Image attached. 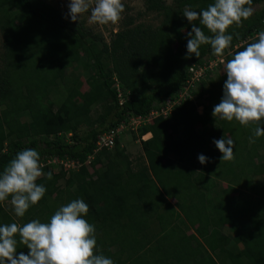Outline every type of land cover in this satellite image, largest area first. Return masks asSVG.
<instances>
[{"label": "trees", "instance_id": "16d2710c", "mask_svg": "<svg viewBox=\"0 0 264 264\" xmlns=\"http://www.w3.org/2000/svg\"><path fill=\"white\" fill-rule=\"evenodd\" d=\"M143 1L144 11L125 14L107 43L45 0H0V171L19 151L34 148L45 173L37 183L46 188L23 218L0 202V223L47 222L60 206L82 199L98 254L114 264H264V136L254 135L255 125L212 115L226 63L264 31V0H252L253 15L229 29L233 40L216 66L224 64L218 82L207 78L210 69L190 85L187 65L204 64L213 51L202 45L199 57L185 59L192 25L183 12L213 0ZM148 15L158 23L139 21ZM77 63L91 72L86 92L80 78L67 75ZM95 106L102 113L93 119ZM130 117L141 120L138 137L151 135L141 141V160L132 161L118 140L97 150V137ZM223 136L234 141L231 161H221L213 144ZM199 154L210 162L199 164ZM54 159L79 165L65 170L50 164ZM20 252L28 249L18 245Z\"/></svg>", "mask_w": 264, "mask_h": 264}, {"label": "clouds", "instance_id": "9594fccd", "mask_svg": "<svg viewBox=\"0 0 264 264\" xmlns=\"http://www.w3.org/2000/svg\"><path fill=\"white\" fill-rule=\"evenodd\" d=\"M251 3L213 0L200 11L186 8L183 17L192 28L187 34L185 59L199 57L202 45L222 55L233 40L229 29L253 15ZM67 9L70 22L80 21L87 14L88 23L96 26L117 25L125 12L124 0H68ZM224 73L227 79L222 99L213 107V117L244 127L255 125L254 135L264 136V31L258 33L256 42L228 60ZM213 144L222 154L221 161L234 159L232 139L223 136ZM197 160L201 165L210 162L203 154ZM42 167L38 151L26 148L0 171V202L10 203L15 217L23 218L45 196L44 184L37 183L45 175ZM46 175L52 179L50 172ZM88 211L85 201L74 199L60 206L47 222L0 223V264H114L111 258L98 254L95 226L85 218ZM18 245L26 247L28 253L17 254Z\"/></svg>", "mask_w": 264, "mask_h": 264}, {"label": "rangeland", "instance_id": "374dc122", "mask_svg": "<svg viewBox=\"0 0 264 264\" xmlns=\"http://www.w3.org/2000/svg\"><path fill=\"white\" fill-rule=\"evenodd\" d=\"M45 1L48 4H50L51 6L55 7L56 10L58 11V13L62 16V18L67 20L70 24L82 23L84 28L91 31V33L93 35L102 37L104 39V41L107 43H109L111 34L115 33L116 30L118 29L119 25H120V22L117 25H106V26L92 25V24L88 23L87 14L80 21L73 23V22H70L69 18H67V12H68L67 2H68V0H45ZM163 1L167 5L172 4V0H163ZM124 6H125V12L122 14V19L125 16V14H127V13H128V15H133L136 17L137 13L144 11V1L143 0H124ZM255 9H259V7H256ZM182 18L186 19L183 16H182ZM139 21L142 23H147V24L158 23V19H156V17L154 15L142 16L141 18H139ZM1 51H2V38L0 37V53H1ZM222 54L223 55L217 56L214 53H211V54H208L207 56H205V59H204L205 62L204 63L206 64V60L211 58L209 61L210 63L208 62L209 64L199 65L202 68V70L197 77L192 75V73H194L195 71L191 72V70H190V69L194 70L193 64H188L186 67V71L188 74L191 75L190 76L191 78L193 77V80L190 81L189 83L187 82V85H190L192 82H198L202 78L203 73H205L206 70H210L209 68L215 69V70L207 78H212L213 81L218 82V80H217L218 77L223 74L224 64L221 65L220 67L219 66L216 67V66L218 64H221L224 62V59H225L224 52ZM214 56H215V58H214ZM214 59H215V61H214ZM90 73L91 72H89V71L85 72L82 69L81 65H79V63L73 65L71 68H69L67 70V75H70L71 78H75V77H77L78 79L80 78V80L82 81V89H81L82 92H86L88 90V87L85 85V79L87 77H89L88 75ZM207 78H204V81L208 83ZM70 84H71L70 81L69 82L65 81V82L61 83V85L64 86V87L62 86L63 89L65 88V86H68ZM195 87H197V85H195ZM195 89H198V88H195ZM50 92H51L52 98L56 99L58 97L57 92L54 91L53 88L50 89ZM119 92H120V89H118V93ZM187 94H188V90L185 89L184 93L182 92L178 95L179 99H183L184 97L187 96ZM120 100L123 101L122 98ZM166 109H170V107L169 108L167 107ZM202 110H203V106H199L197 108V113L201 114ZM100 113H102V109L98 106H95V107H93L91 116L93 119H95L98 115H100ZM17 117L22 122H29V119H28L26 114H20ZM150 117H152V116H150ZM141 125H142L141 120L139 118L130 117L127 119V121H125L122 125H119L115 129V140H118V143L121 145V147L124 148L125 152L130 156L131 160L136 161V162L138 159H140L139 157L142 156L141 141H144L147 138L145 135L138 137L139 136L138 135V129ZM110 149H112V148H110ZM65 165H66V162L62 166L59 165V168L60 167L66 168L67 165L66 166ZM62 183L63 182H61L60 185H62ZM219 185H221V184H219ZM3 207L6 211H9V212L13 211L11 204L8 202L4 203ZM11 213L14 214L13 212H11ZM224 232L227 235L231 234V231L228 229L225 230Z\"/></svg>", "mask_w": 264, "mask_h": 264}, {"label": "built area", "instance_id": "2783aa9c", "mask_svg": "<svg viewBox=\"0 0 264 264\" xmlns=\"http://www.w3.org/2000/svg\"><path fill=\"white\" fill-rule=\"evenodd\" d=\"M202 65H206V64L204 63ZM193 68H194V70L193 69H190L191 72H194L195 71L194 73H192V75L197 77L200 74L202 68L199 65H195V64L193 65ZM209 69H211V68H209ZM203 75H204V73H203ZM190 80L192 81L193 80V77ZM120 95H121V93L119 92L118 97ZM119 98L121 99V96ZM120 102H123V101L120 100ZM168 111H169V109H166V110L162 111V113L164 115H166L168 113ZM158 114L159 113H157V112H153L151 114V116H156ZM114 142H115V131H111V132H108V133L101 134L100 136L97 137V141H96L97 150H100L102 148H106V149L113 148ZM65 162H66V165H67L66 168L65 167L63 168L65 170L75 169L79 165L78 162H73V161H71V162L70 161H60L58 163V161H56L55 159L52 160V161H50V164H57L58 163L59 165L62 166V165L65 164Z\"/></svg>", "mask_w": 264, "mask_h": 264}, {"label": "crops", "instance_id": "0c3cea01", "mask_svg": "<svg viewBox=\"0 0 264 264\" xmlns=\"http://www.w3.org/2000/svg\"><path fill=\"white\" fill-rule=\"evenodd\" d=\"M145 136L147 137L145 140H147V139H149V138L151 137L150 134H146ZM145 136H144V137H145Z\"/></svg>", "mask_w": 264, "mask_h": 264}]
</instances>
